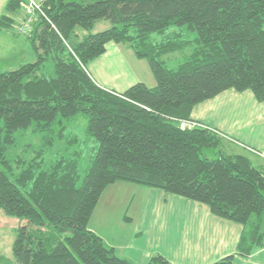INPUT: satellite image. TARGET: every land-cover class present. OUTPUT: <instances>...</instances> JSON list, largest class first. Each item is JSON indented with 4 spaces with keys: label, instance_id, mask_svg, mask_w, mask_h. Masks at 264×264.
I'll return each mask as SVG.
<instances>
[{
    "label": "trees",
    "instance_id": "1",
    "mask_svg": "<svg viewBox=\"0 0 264 264\" xmlns=\"http://www.w3.org/2000/svg\"><path fill=\"white\" fill-rule=\"evenodd\" d=\"M22 3L9 0L1 29ZM42 7L47 19L40 16L28 37L36 60L0 71V210L28 221L13 244L15 264H134L89 227L105 189L121 181L205 204L242 225L237 253L212 264H233L236 255L261 247L264 173L243 155L208 157L221 136L191 115L228 90L251 91L264 103V0H44ZM101 21L111 27L92 33ZM172 27L197 37L180 30L153 41ZM79 30L87 34L79 38ZM110 42L147 60L156 86L137 83L123 94L98 86L87 65ZM192 45L178 69L166 66L165 55ZM49 57L48 76L42 68ZM78 115L87 117L86 133L98 143L86 175L78 171L79 152L44 169L45 156ZM184 121L197 126L183 129ZM29 129L43 134L41 144L30 161L13 160L17 133ZM149 264L171 263L157 255Z\"/></svg>",
    "mask_w": 264,
    "mask_h": 264
},
{
    "label": "crops",
    "instance_id": "2",
    "mask_svg": "<svg viewBox=\"0 0 264 264\" xmlns=\"http://www.w3.org/2000/svg\"><path fill=\"white\" fill-rule=\"evenodd\" d=\"M8 2L0 0V20L7 14ZM22 10L13 15L10 27H0V34L12 30L20 35ZM12 45V65L27 63L31 49L14 41ZM101 57L104 60L96 68L91 69L90 63L87 66L101 88L123 94L137 83L156 86L148 61L138 59L132 49L110 42ZM191 120L221 136L218 149L223 154L243 155L264 173V103L258 102L251 91L228 90L200 103L193 109ZM89 227L120 257L134 264H149L157 255L171 264H212L237 253L243 232L242 225L213 215L205 204L122 181L105 189ZM260 227L262 246L248 257L236 255L233 264H264V215Z\"/></svg>",
    "mask_w": 264,
    "mask_h": 264
},
{
    "label": "rangeland",
    "instance_id": "3",
    "mask_svg": "<svg viewBox=\"0 0 264 264\" xmlns=\"http://www.w3.org/2000/svg\"><path fill=\"white\" fill-rule=\"evenodd\" d=\"M36 2L40 4L41 8H43V2ZM22 12L24 17L21 22L23 23L27 16L24 8ZM38 14L35 16V20L32 23V26H30L29 29H26V32L21 33L18 29V32L20 34L19 36L12 30L9 31L7 34H3L1 32L2 34H0V71L13 70L19 67L18 65H12L14 63L12 61V52L14 48V46L12 45L13 41L15 45L23 43L29 49H31L32 53H30L32 56L31 58H28L26 60L27 63L33 62L34 59L36 60L32 44L29 40H31L30 38L32 37V31L35 29V26L39 24V20H41ZM41 18L45 19L43 16H41ZM22 23L19 25V27H21ZM110 27L111 23L109 21H101L96 24V26L92 30V33H98ZM180 30H182V33L185 34L184 37L189 40H192L197 37V34L195 32L188 31L186 27H172L166 35H154L152 39L155 42L164 41L163 39L165 37H172V35L180 33ZM85 34H87L86 31L79 30L78 32L79 38H82ZM122 46L123 49L125 48L126 50L132 49L129 45ZM194 49H196V45L189 46L188 48L182 51L165 55L164 60L166 62V66L173 70L178 69V67L185 61H187V59L193 54ZM132 51L134 52L133 49ZM103 60V58L99 61L96 60L94 61V63H90L89 67L91 69L96 68V66H99ZM42 73L48 76L54 73V63L51 57H49V59L45 62V65L42 68ZM87 124L88 119L83 115H78L73 120L67 123V129L65 132L66 136L61 140H57L55 142L54 147L45 156V161L43 164L44 169H50L51 166L56 163V161L61 156H64L66 158H74V155L79 152L80 155L78 158V171L82 178L86 175L91 165L92 159L98 149V143L96 142V140L86 133ZM188 126H190L189 123ZM42 137V133H35L32 131V129H29L26 132L17 133L16 147L10 151V157L13 160L17 158H22L27 162L30 161L31 158L34 156L33 148H36L41 144ZM74 138L76 139V141L70 143L69 141ZM218 152L219 149L206 151V155H208V157L210 158L215 159L218 157ZM13 164L14 167L17 166V163L13 162ZM19 171L20 169H16V172ZM27 224L28 221L8 217L0 210V264H15L13 257V244L17 238L18 229L22 226H26Z\"/></svg>",
    "mask_w": 264,
    "mask_h": 264
},
{
    "label": "built area",
    "instance_id": "4",
    "mask_svg": "<svg viewBox=\"0 0 264 264\" xmlns=\"http://www.w3.org/2000/svg\"><path fill=\"white\" fill-rule=\"evenodd\" d=\"M23 8L25 10L27 18L22 23L21 27H18L21 33L26 32V29H29L30 26H32V23L35 20V16L38 14L39 16H43L45 19H47L43 9L41 8L40 4H38L35 0H25L23 3ZM188 123L190 126H188ZM182 128H193L197 126L196 123H192L189 121H184L181 123Z\"/></svg>",
    "mask_w": 264,
    "mask_h": 264
}]
</instances>
